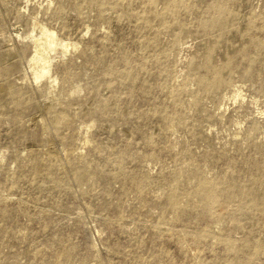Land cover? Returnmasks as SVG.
I'll list each match as a JSON object with an SVG mask.
<instances>
[{
    "label": "rangeland",
    "instance_id": "1",
    "mask_svg": "<svg viewBox=\"0 0 264 264\" xmlns=\"http://www.w3.org/2000/svg\"><path fill=\"white\" fill-rule=\"evenodd\" d=\"M212 2L165 27L145 0L103 18L0 0V264H264V0H226L237 21L218 30ZM41 28L58 44L37 81ZM228 50V82L204 88Z\"/></svg>",
    "mask_w": 264,
    "mask_h": 264
},
{
    "label": "bare ground",
    "instance_id": "2",
    "mask_svg": "<svg viewBox=\"0 0 264 264\" xmlns=\"http://www.w3.org/2000/svg\"><path fill=\"white\" fill-rule=\"evenodd\" d=\"M146 5L148 9H150L152 15H155L156 9L159 5V3L163 4V10L160 13V16H158L159 22L163 26H170L172 23H180L179 20L174 18V10L178 8H185L186 10L192 9L193 5L190 4L191 0H145ZM76 4V10L80 14L82 13V10H95L98 15H100L102 18L105 15V12L108 10V8H111V5L115 8H122L124 7V0H75ZM212 8L216 12V16L211 18L210 20H206L205 23H208V26H210L214 30H218L221 28L226 27H232L235 25V14L231 12L227 8L226 0H213L211 4ZM159 8V7H158ZM156 16V15H155ZM143 22H150L149 20H143ZM241 36L243 34L238 35V43L241 42ZM182 36L177 37L178 41H181ZM220 38L216 39L217 41ZM32 44L34 45V55L30 59V64L32 67L35 68L33 75L35 80H40L51 72V64H52V57L50 56V52L53 51L57 44H58V36L55 32H52L46 28H41V34L39 37L32 36L31 37ZM202 45H207L206 41L202 42ZM28 49H30V46H28ZM229 50L226 52V57L229 60L231 58V54ZM212 54L209 52L206 53L205 57L210 58ZM124 62L126 64L129 63V60L127 56L124 57ZM197 65L194 61L190 62V68L192 72H194V76H197L199 78V75L196 73ZM230 69V60L228 61L226 65V69H220L218 67H214L211 69V77H202L199 78L198 81L203 85L206 89H215L220 88L221 86L225 85L231 74L228 70ZM0 73L3 76H7L9 79L10 76V69L7 67L0 66ZM246 74V72H245ZM123 78H128L131 81H135V76L133 74L131 75H122ZM8 82V81H7ZM148 80L145 79L143 81V88L148 84ZM8 84H10L8 82ZM11 87V86H10ZM9 95H11V98L13 100V105L18 106L23 101V96L20 93H15L14 91H9ZM86 105V110L84 109V113L86 115H95L96 109H92L88 103ZM105 107H110L111 103L110 101H106L104 103ZM24 106V105H23ZM95 125V124H94ZM264 178V174L262 175ZM175 189V188H174ZM189 195V193H188ZM201 200L203 201L204 205H209V209L211 210L219 201V195L212 190L205 188L201 192ZM261 203L264 204V196L261 198ZM259 201V203H260ZM179 204V202L177 203ZM170 205L175 207L176 202L171 199ZM238 205V204H236ZM248 205V203H247ZM226 206V205H225ZM233 208V206H231ZM252 207H259L256 203ZM231 208V209H232ZM236 208V206H235ZM242 208V207H241ZM230 209V208H229ZM234 209V208H233ZM237 209V208H236ZM231 212V211H229ZM70 258V255L67 251H63L61 254H59L57 260L60 262H63L65 260H68ZM58 261H55V263H58Z\"/></svg>",
    "mask_w": 264,
    "mask_h": 264
}]
</instances>
